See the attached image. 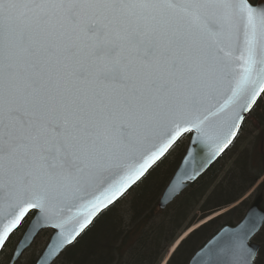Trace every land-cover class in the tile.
<instances>
[{
  "label": "snow or ice",
  "instance_id": "1",
  "mask_svg": "<svg viewBox=\"0 0 264 264\" xmlns=\"http://www.w3.org/2000/svg\"><path fill=\"white\" fill-rule=\"evenodd\" d=\"M261 93L264 0H0V254L31 214L48 264L183 134L223 152ZM260 223L195 264H253Z\"/></svg>",
  "mask_w": 264,
  "mask_h": 264
},
{
  "label": "trees",
  "instance_id": "2",
  "mask_svg": "<svg viewBox=\"0 0 264 264\" xmlns=\"http://www.w3.org/2000/svg\"><path fill=\"white\" fill-rule=\"evenodd\" d=\"M189 135H184L169 150L145 180L129 190L110 210L101 213L64 250L57 263L160 264L180 231L238 202L191 231L166 263L187 264L192 254L221 227L234 225L235 219L238 222L243 217L250 199L244 197L260 179L255 191L262 193L264 206V93L246 115L229 148L170 204L159 209L158 198L185 152ZM231 158L229 169L217 181ZM208 192L199 207V215L190 218L192 210Z\"/></svg>",
  "mask_w": 264,
  "mask_h": 264
},
{
  "label": "water",
  "instance_id": "3",
  "mask_svg": "<svg viewBox=\"0 0 264 264\" xmlns=\"http://www.w3.org/2000/svg\"><path fill=\"white\" fill-rule=\"evenodd\" d=\"M262 95H263V93H261V95L257 98V101L262 97ZM248 113H245V117ZM242 123H241V125H242ZM240 128L238 129V132H239ZM185 134H187V133H185ZM185 134H183L176 142H174V144L169 148V150ZM235 138L232 140V142L229 144V146L233 143ZM229 146L223 152L219 153L218 155H213L211 152V149L208 146L204 145L203 143H201L200 141H198L196 139L195 131L190 132V136L188 139V143H187L185 152L182 155V157H181L176 169L174 170L172 176L170 177L169 181L167 182L164 189L162 190V192L159 196L158 202H157V207L159 209H164L168 204H170L177 196H179L188 187L189 184L196 181L197 178H199L204 172H206V170L219 159V157L229 148ZM168 151H167V153H168ZM262 203H263L262 193L256 194L254 196V198L252 199L250 205L248 206L247 210L245 211L241 220L238 221L234 225H231V226L225 225V226L221 227L213 236H211L199 249H197L192 254V256L188 260L187 264H195L194 258H196V259L202 258L204 253L208 250V248L216 245L222 239H225L228 237L235 238L237 236H240L243 233L247 224H249L254 219H258L261 214H264V207H263ZM263 224L264 223H260L259 227L254 232H252L248 236V239H247V243L250 246L257 248V249H258V245L251 242V240L259 232V230L261 229ZM75 226H77L75 223V220L70 221L66 225V227L68 229H71ZM27 227H28V224H27L26 228L24 229L23 233L21 234L18 242L16 243V245L14 247V249H16L17 246L19 245V248L15 253V255L17 256L16 262L21 258L23 253L26 250H28V248L33 244V242L35 241L37 236L42 232V230L51 229L52 233H51L47 243L45 244V246L43 247V249L41 250L39 255L36 257V259L33 263V264H44V260L41 258L47 257V250L49 249V247L51 245H54L56 243V240H57L58 235H59V230H54L51 227L41 228L38 234L29 235L27 237V239H25L24 234H25V230L27 229ZM16 230H14V232ZM83 232H81L80 235ZM80 235H78L72 243L65 245L64 248H62L55 256L48 257V264H53V262L61 255V253L68 246L73 244ZM22 240L24 241V243H20ZM172 251H170L168 258L171 255ZM166 261L163 264H165Z\"/></svg>",
  "mask_w": 264,
  "mask_h": 264
},
{
  "label": "rangeland",
  "instance_id": "4",
  "mask_svg": "<svg viewBox=\"0 0 264 264\" xmlns=\"http://www.w3.org/2000/svg\"><path fill=\"white\" fill-rule=\"evenodd\" d=\"M232 158L228 160V162L224 165L223 167V171L220 173L217 181H219L222 176L225 174V172L229 169L230 165L232 164ZM261 181V179L255 184V186L252 187V189H250V191L248 193H246V196L244 198H250L249 199V204L251 203L252 199L254 198V196L257 194V192L255 191V187L256 185ZM209 194V192L205 195V197L200 201V203L195 207L194 210H192L190 218L195 214L196 216L199 215V207L201 206V204L205 201V198L207 197V195ZM159 199V198H158ZM238 205V202H236L235 204L228 206L226 208H223L221 210H217L213 213H211L208 217L204 218L201 221H197V223L193 224L192 226H190L189 228H187L186 230L180 231L178 236L176 237V239L174 240V242L176 240H180L179 243L185 238L187 237V235L193 231L194 229H196L197 227H199L201 224L207 222L208 220L212 219L213 217L218 216L219 214H222L226 211H228L231 207ZM30 217L26 218V222L25 224H23L13 235H12V239L10 238L9 241L7 242L6 248L4 250V253L0 254V264H8V255L11 254L13 252V249L17 243V241L19 240L21 234L23 233V230L25 229L28 220ZM234 222L236 223L237 220L235 219ZM47 230V231H46ZM184 233H186L184 236H182ZM51 234V230L49 229H44L42 230V232L37 236V238L35 239V241L33 242V244L28 248V250H26L23 255L21 256V258L16 262V264H28L30 262V260H35L36 257L39 255V253L41 252L42 248L45 246L49 236ZM257 240H260L262 242H264V227L262 228V230L259 232V234L257 235ZM174 242L172 243V245L174 244ZM178 243V244H179ZM177 244V245H178ZM171 245V246H172ZM176 245V246H177ZM170 248L168 249V251L166 252V254L164 255L163 259L161 260L160 264H162L163 260L166 258V256L169 255L170 253ZM176 248V247H174ZM64 252V251H63ZM62 252V253H63ZM61 253V254H62ZM172 254V253H171ZM60 257V256H59ZM59 257L53 262V264H60L57 263V260L59 259Z\"/></svg>",
  "mask_w": 264,
  "mask_h": 264
},
{
  "label": "flooded vegetation",
  "instance_id": "5",
  "mask_svg": "<svg viewBox=\"0 0 264 264\" xmlns=\"http://www.w3.org/2000/svg\"><path fill=\"white\" fill-rule=\"evenodd\" d=\"M258 234H256L252 239V241L258 244V252L257 257L254 259V264H264V242L260 240L255 241V238H257Z\"/></svg>",
  "mask_w": 264,
  "mask_h": 264
},
{
  "label": "bare ground",
  "instance_id": "6",
  "mask_svg": "<svg viewBox=\"0 0 264 264\" xmlns=\"http://www.w3.org/2000/svg\"><path fill=\"white\" fill-rule=\"evenodd\" d=\"M186 233H184L182 236H184ZM256 239L257 238H255V241H256ZM179 242V240H176L175 242H174V244L171 246V249H170V251H172L173 249H174V247H176V245H177V243ZM254 244H256V245H258L256 242H254V241H252ZM173 252V251H172ZM170 257V256H169ZM168 256H166V258L163 260V262H162V264L167 260L168 261ZM167 261H166V263H167ZM165 263V264H166Z\"/></svg>",
  "mask_w": 264,
  "mask_h": 264
}]
</instances>
